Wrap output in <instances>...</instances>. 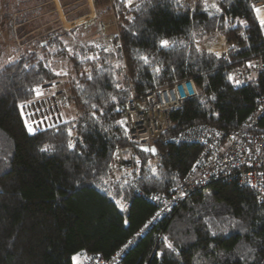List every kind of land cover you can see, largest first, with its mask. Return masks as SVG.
<instances>
[{
	"label": "trees",
	"instance_id": "obj_1",
	"mask_svg": "<svg viewBox=\"0 0 264 264\" xmlns=\"http://www.w3.org/2000/svg\"><path fill=\"white\" fill-rule=\"evenodd\" d=\"M79 1L69 0L72 7ZM253 1L214 0L217 11L212 0L207 5L203 0H95L88 22L31 42L32 37L13 41L11 51H0V264H74L77 254L110 256L153 214L152 204L136 190L168 191L201 153L198 144L174 143L170 137L193 125L226 132L248 129L243 121L264 95V66L236 86L227 74L256 57L264 62V28ZM21 2L38 5L35 11L53 10L46 5L51 0ZM9 4L6 0L0 15L4 28L12 26ZM15 7L19 11V4ZM114 19L118 35L112 45L91 42L100 36L98 23ZM214 32L227 45L219 56L205 47ZM70 34L88 38L72 44ZM161 38L175 43L161 48ZM64 66L70 74L55 75ZM185 77L193 79L197 95L168 113L170 128L157 142L163 153L156 158L157 171L147 168L155 157L135 146L132 168L119 167L109 180L117 147L124 149V159L130 157L124 124L117 122L124 121L132 92L142 94ZM61 78L67 80L74 116L30 133L20 105L35 98L32 89ZM253 131L264 133V113ZM164 237L175 252L165 247ZM263 251L264 205L237 183L216 180L151 224L119 264H263Z\"/></svg>",
	"mask_w": 264,
	"mask_h": 264
},
{
	"label": "built area",
	"instance_id": "obj_2",
	"mask_svg": "<svg viewBox=\"0 0 264 264\" xmlns=\"http://www.w3.org/2000/svg\"><path fill=\"white\" fill-rule=\"evenodd\" d=\"M251 5L264 10V0H254ZM262 13L264 16V11ZM255 17L259 22L256 13ZM106 28L107 25L98 24L100 33L105 34ZM247 64L248 62L233 72L229 69L228 74L233 73L242 83H246L251 80L249 77H254L264 66L263 61H258L255 64L256 67L253 68L254 74L250 75L246 69ZM61 72L68 74L67 68ZM231 84L236 86L234 83ZM39 89L43 95L39 98L35 96L33 100L21 107L23 119L27 121V124L25 123L27 129L29 126L34 129V132L30 133H38L62 123V109L68 110L73 104V99L68 95L62 82L54 81L39 87ZM196 92L194 82L190 78L178 79L168 85L150 89L142 94L132 92L123 108L124 127L130 157L129 160L124 159V149L117 147L111 169L108 172L109 180L115 179V173L119 167L127 171L132 168L135 159L132 147L146 146L157 140L162 132L170 128L168 113L195 96ZM263 113L264 95L259 98L255 112L243 121L248 127L247 130L226 132L221 128L204 124L190 131L187 137L200 144V154L205 163L199 166L196 177L192 173L186 174L177 182L176 186L183 193L182 197L187 198L195 190L205 187L213 181L223 180L235 182L240 187L250 190L256 199L264 205V133L253 131L257 125L258 117ZM73 138L74 136L70 135L69 141L73 142ZM155 148L157 150L156 158L161 157L160 151L156 146ZM156 158L151 164L152 166H157L158 160ZM158 196L155 194L156 199ZM160 212L163 213V216H167L172 210L161 208ZM154 221L148 220L143 224L127 240L126 247L119 250L118 253L108 257L99 253H86L81 255L76 264H119L122 256ZM146 225L147 227H145Z\"/></svg>",
	"mask_w": 264,
	"mask_h": 264
},
{
	"label": "crops",
	"instance_id": "obj_3",
	"mask_svg": "<svg viewBox=\"0 0 264 264\" xmlns=\"http://www.w3.org/2000/svg\"><path fill=\"white\" fill-rule=\"evenodd\" d=\"M10 1H11V4H13V5H11V8H8V13L10 14L12 26L4 28V30H6V29L10 30L15 35V38L10 39V42H13V41L17 42V40H18V43H20L22 41V39L32 37V39L27 40V42H31V41H33V39H39L41 36H43L46 33H52L53 31H55V28H51L48 31H45V32L43 31L41 33L40 32L37 33L40 29L38 26H42V25H38V24H40L42 22L49 24L50 19L46 15V14L50 13L49 11L32 10V8H35L38 5H35V6L29 5L31 7H29L28 10L22 11L24 8V5L21 2V0L20 1L19 0H10ZM67 1L69 2V0H67ZM81 1L83 2L85 0H81ZM212 2L214 3V0H212ZM70 3L71 2H69V4ZM17 4H19V11L15 7V5H17ZM0 5H1V3H0ZM78 6L79 5L76 4L75 7H72L71 11L73 13H70V14L69 13H63L60 9L57 10V12H59L58 13L59 16L57 17V19H59V21L61 22V25L66 28V29L64 28L66 31H70L75 25L86 23L87 21H89L94 16V9L93 8H89V11H87V13H84L83 10L73 11ZM4 10H5V7H3L1 5L0 6V15H1V13L4 12ZM40 12H42V13H40ZM90 14H91V16H90ZM19 15H21L23 17L18 18ZM84 18H87V19L85 21H82V19H84ZM36 23H37V25H36ZM64 23H68L69 26H66ZM111 26L112 25L108 26V29H110ZM65 30H63V31H65ZM96 33L100 35V36H98L99 38H103V36H105V34H106V33L105 34L100 33L98 29H97ZM70 37H71L72 41L73 40L79 41L78 38H75L74 35H72V34H70ZM98 37L91 40V42H94V41L96 42ZM205 47H206L207 51H210V52L217 55V53L221 54V53L225 52L227 45H226L225 38L221 35H218L215 38H213L209 43L205 44Z\"/></svg>",
	"mask_w": 264,
	"mask_h": 264
},
{
	"label": "bare ground",
	"instance_id": "obj_4",
	"mask_svg": "<svg viewBox=\"0 0 264 264\" xmlns=\"http://www.w3.org/2000/svg\"><path fill=\"white\" fill-rule=\"evenodd\" d=\"M92 13V12H91ZM261 15L263 16V13H261ZM90 16H91V14H90ZM66 25H69L68 23H65ZM261 59L260 58H258V57H256V58H254V59H252V60H249V61H245V62H242V63H240V64H238V65H236V66H234V67H232L231 69H230V71H234L236 68H238V67H240L241 65H243V64H245V63H247V62H252V63H254V64H256L258 61H260ZM262 61V60H261ZM123 67H125V66H123ZM246 69L249 71V73H250V75H252V74H254V71H253V68H249V67H247L246 66ZM188 78H190V79H192L191 77H185V78H181L182 80H185V79H188ZM193 80V79H192ZM230 84H231V82H230ZM232 85V84H231ZM196 88V87H195ZM197 91V90H196ZM197 95V92H196V94H195V96ZM195 96H193V97H195ZM193 97H191V98H193ZM261 98V97H260ZM190 99V98H189ZM30 101V100H29ZM28 102V101H27ZM27 102H25V103H27ZM24 103V104H25ZM23 104V105H24ZM22 105V106H23ZM173 110V109H172ZM255 112V111H254ZM252 114V113H251ZM250 114V115H251ZM262 115V114H261ZM260 115V116H261ZM168 116H169V114H168ZM260 116L258 117V119L260 118ZM247 118V117H246ZM245 118V119H246ZM244 119V120H245ZM198 126L197 125H193V126H189V127H187V128H185V129H183V130H181L179 133H178V135H176V136H173V137H170V142H174V143H187V144H198V145H200L196 140H194V139H189L188 137H187V135L190 133V131L192 130V129H195V128H197ZM158 140H159V138L157 139V140H155L153 143H150V144H148V145H146V146H142V147H140L141 149L143 148V147H146L147 149H151V148H154L155 149V154H151L150 153V151L149 150H145L147 153H150L153 157H155L156 158V155H157V150H156V148H155V146L157 147V142H158ZM201 147V146H200ZM157 149H158V147H157ZM159 150V149H158ZM160 156H161V158L163 157V153L160 151ZM207 156H208V154H207ZM154 160V159H153ZM197 162H199V163H197ZM205 163V161L203 160V158H202V155L201 154H198L197 155V157H196V159H195V161L192 163V165H191V167L189 168V170L186 172V174H194V176L196 177L197 176V173H198V168H199V166L200 165H202V164H204ZM147 168H148V170L150 171V173H155L156 171H157V169H158V166H152V165H150L149 163L147 164ZM185 174V175H186ZM181 179V178H180ZM179 179V180H180ZM178 180V181H179ZM177 181V182H178ZM177 184V183H176ZM176 184H175V186H173L171 189H169L168 191H155V192H151V193H147V192H144V191H142V190H136V193H137V195H139V196H141L142 198L144 197L150 204H152V206L154 207V211H153V214L151 215V217L148 219V220H159V219H162V218H165V215L163 216V213L162 212H160V210H161V208H167V209H169V210H172V212L173 211H175L176 209H178L179 208V206L184 202V200L186 199L185 197H182V192H180L179 190H178V188H177V186H176ZM207 186V185H206ZM200 189V188H199ZM198 190V189H197ZM196 191V190H195ZM194 191V192H195ZM193 192V193H194ZM192 193V192H191ZM190 193V194H191ZM192 193V194H193ZM155 194H158L159 196V199H156L155 198ZM191 194V195H192ZM190 195V196H191ZM189 197V196H188ZM187 197V198H188ZM171 212V213H172ZM157 213H159V215H157ZM170 213V214H171ZM147 220V221H148ZM146 221V222H147ZM154 221V222H155ZM145 222V223H146ZM144 223V224H145ZM143 226V225H142ZM126 247V242L123 244V245H121L114 253H112L111 255H113V254H116V253H118L119 252V250H123L124 248ZM132 247V246H131ZM131 247L129 248V250L131 249Z\"/></svg>",
	"mask_w": 264,
	"mask_h": 264
},
{
	"label": "rangeland",
	"instance_id": "obj_5",
	"mask_svg": "<svg viewBox=\"0 0 264 264\" xmlns=\"http://www.w3.org/2000/svg\"><path fill=\"white\" fill-rule=\"evenodd\" d=\"M27 1V0H26ZM51 2L52 3H46V5L48 6V9H51V8H53V10H50L49 12L50 13H48V14H46L47 16H48V18L50 19L49 20V24H46L45 22H42V23H40V24H38V25H42V26H38L40 29H39V31L37 32V33H41V32H45V31H48L49 29H51V28H55V31H53L52 33H61V32H65L66 30V28L65 27H63L62 25H61V22L59 21V19H57V17L59 16L58 15V13L59 12H57V10H61L63 13H73L72 11H71V7L73 6V4L74 3H68V1L67 0H63V4L64 5H61L60 4V0H51ZM85 2L86 3H84V2H82V1H79V3H77L79 6L76 8V9H74L73 11H78V10H85V8H88V11H89V8H93L94 9V0H85ZM0 3H1V5L3 6V4L5 3V0H0ZM27 3H30V2H26V4L24 5V7H27V6H29ZM84 3V4H83ZM52 4L54 5V6H52ZM87 4V5H86ZM0 5V6H1ZM11 5H13V4H9L8 6V8H11ZM70 11V12H69ZM40 13H42V12H40ZM54 13V14H53ZM57 19V20H56ZM87 18H84V19H82V21H85ZM88 22V21H87ZM99 23H102V24H104V25H107V28L105 29L107 32H105V33H108L107 35H105V36H103V38H97V41L96 42H100V41H102V42H104V45L105 46H111L112 45V43H111V41H112V38H114L115 37V35H117L118 34V29H117V27H118V20L117 19H114L113 21H112V24H111V22H109V23H107V22H99ZM98 23V24H99ZM65 24V23H64ZM36 25H37V23H36ZM66 25V24H65ZM110 25H112L111 27H110V29H108V26H110ZM66 26H69V25H66ZM65 28V29H64ZM97 29H98V27H97ZM63 30H65V31H63ZM99 30V29H98ZM10 33H12L10 30H4V26H3V24L2 25H0V51H3V53H6V51H11L12 49H13V43L12 42H10V39H9V34ZM93 33V32H92ZM92 33H90L89 35H90V37H91V35H92ZM36 34V33H35ZM46 34H48V33H46ZM50 34V33H49ZM88 35V34H87ZM219 35V33H216V32H214V34L212 35V39L213 38H215L216 36H218ZM13 36V35H12ZM15 36V35H14ZM86 38H88L87 36H85ZM89 37V38H90ZM41 38V37H40ZM86 38H84V37H82V36H80V38H78V40L79 41H77V40H73L72 41V44H76V43H79L80 41L82 42V41H84V40H86ZM17 39V38H16ZM95 42V41H94ZM17 44H18V40H17V42H16ZM209 43V42H208ZM10 45H12V46H10ZM105 48V47H104ZM106 48H111V47H106ZM105 48V49H106ZM32 49V48H31ZM12 55H13V53L12 54H10L9 52H8V55H7V58H10V57H12ZM2 62H4L5 61V54H4V57H3V59L1 60ZM2 66V65H1ZM0 66V67H1ZM122 66H125V64H124V62L122 63ZM64 69H65V66L63 67ZM67 68V67H66ZM67 70H68V74L67 75H65V76H68L69 74H70V70L67 68ZM56 81H59V82H62L63 83V86H64V88L66 89V87H65V84L67 83V80H66V78H61L60 80H56ZM66 82V83H65ZM67 91V90H66ZM68 92V91H67ZM65 110V111H64ZM62 113H63V122L64 121H68L70 118H72L73 116H74V110H73V108H71V109H69V111H67L66 109H62ZM70 135H73V134H70ZM74 136V135H73ZM74 139V138H73ZM75 257H76V260L74 261L75 262V264L78 262V260L80 259V257H81V255L80 254H77V255H75Z\"/></svg>",
	"mask_w": 264,
	"mask_h": 264
},
{
	"label": "snow or ice",
	"instance_id": "obj_6",
	"mask_svg": "<svg viewBox=\"0 0 264 264\" xmlns=\"http://www.w3.org/2000/svg\"><path fill=\"white\" fill-rule=\"evenodd\" d=\"M125 2L131 4V3H132V0H125ZM176 2L179 3V0H176ZM203 2H204L205 5H207V0H203ZM211 7H212V8H215L217 11H221V9L219 8V6H218L217 4H215V3L211 4ZM251 7L253 8L254 12L256 13V16H257V19H258L259 22H260V26H261V28H264V16L261 15L262 11H264V10H262L261 8H257L255 5H252ZM205 10H207V7L205 8ZM237 20H238V23H240V24H244V25H247V21L239 20V18H237ZM240 35H241V36H244L243 33H241ZM245 38H246V37H245ZM174 43H175V41H169L168 39H165V38H161V39L159 40V45L161 46V48L169 47L171 44H174ZM233 47H234V46H233ZM105 50L107 51V49H105ZM69 52H71V49H69ZM217 55L219 56L220 54L217 53ZM95 58H96V57H87V59H95ZM140 59L144 60L145 63H148V62H149L147 56H141ZM24 67H25V68H28V67H30V66L27 65V64H25ZM45 67H49V65H45ZM247 67H249V68H254V67H256V65L250 61V62H248ZM155 70H156L157 72L160 71V69H159L158 67H157ZM53 71H55V70H53ZM61 74H67V73L55 72V75H61ZM249 79H252V77H249ZM227 80H228L229 82H231V83L236 84V85H239V84L242 83V81L239 80V79L236 77V75L233 74V73H229V74L227 75ZM117 87H120V85H117ZM32 91L35 93L36 97H38V98H39L40 96L43 95V92L39 89V86H37L36 88L32 89ZM111 99H112V100H115L116 97L113 96V97H111ZM212 99H215V96H213ZM20 107H23V106L20 105ZM93 107H96V106L93 105ZM25 123L27 124V121H25ZM117 123L123 125V124L125 123V121L121 120V121H118ZM28 131H29V132H34V129H33L31 126H29V127H28ZM69 147H70V148H73V147H75V145L70 143V144H69ZM43 150H44V151H47L48 148L46 147V148L43 149ZM145 150H149V149H145ZM150 150L153 151V152H155V149H150ZM197 163H199V162H197ZM157 199H159V197H157ZM157 215H159V213H157ZM125 223H127V221H125ZM145 227H147V225H146ZM213 235H215V233H213ZM164 241H165V247H166L169 251H172V252H175V251H176V249H175L173 243L170 242V241L168 240L167 237H164ZM158 255H160V256H164V253H163V252H160V253H158ZM73 260L75 261V260H76V257H73Z\"/></svg>",
	"mask_w": 264,
	"mask_h": 264
},
{
	"label": "water",
	"instance_id": "obj_7",
	"mask_svg": "<svg viewBox=\"0 0 264 264\" xmlns=\"http://www.w3.org/2000/svg\"><path fill=\"white\" fill-rule=\"evenodd\" d=\"M142 149L145 150V149H147V148H146V147H143ZM151 149H154V148H151ZM149 151H150L151 154H155V152H153V151H151V150H149Z\"/></svg>",
	"mask_w": 264,
	"mask_h": 264
},
{
	"label": "clouds",
	"instance_id": "obj_8",
	"mask_svg": "<svg viewBox=\"0 0 264 264\" xmlns=\"http://www.w3.org/2000/svg\"><path fill=\"white\" fill-rule=\"evenodd\" d=\"M255 14V13H254Z\"/></svg>",
	"mask_w": 264,
	"mask_h": 264
}]
</instances>
